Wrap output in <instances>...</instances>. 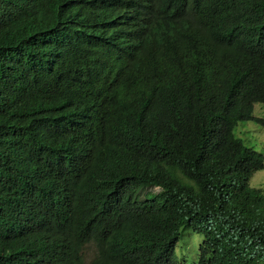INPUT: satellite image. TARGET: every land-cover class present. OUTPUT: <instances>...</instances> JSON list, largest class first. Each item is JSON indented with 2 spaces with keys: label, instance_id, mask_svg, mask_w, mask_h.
<instances>
[{
  "label": "trees",
  "instance_id": "16d2710c",
  "mask_svg": "<svg viewBox=\"0 0 264 264\" xmlns=\"http://www.w3.org/2000/svg\"><path fill=\"white\" fill-rule=\"evenodd\" d=\"M256 102L264 0H0V264H264Z\"/></svg>",
  "mask_w": 264,
  "mask_h": 264
},
{
  "label": "rangeland",
  "instance_id": "374dc122",
  "mask_svg": "<svg viewBox=\"0 0 264 264\" xmlns=\"http://www.w3.org/2000/svg\"><path fill=\"white\" fill-rule=\"evenodd\" d=\"M253 116L264 118V103H254ZM233 133L244 145L251 147L263 156V167L253 173L250 185L264 191V127L253 119L241 120L234 127ZM158 190H160L158 187L141 188L138 194L143 198L147 192L155 193ZM201 242L202 236L200 234L193 232L187 226L181 227L179 240L174 250L175 260L184 264H196ZM84 252L90 257L94 252V246L92 244L87 245Z\"/></svg>",
  "mask_w": 264,
  "mask_h": 264
},
{
  "label": "clouds",
  "instance_id": "9594fccd",
  "mask_svg": "<svg viewBox=\"0 0 264 264\" xmlns=\"http://www.w3.org/2000/svg\"><path fill=\"white\" fill-rule=\"evenodd\" d=\"M257 103V102H256ZM260 103V102H259ZM253 107H254V104H253ZM252 115H253V111H252ZM254 119H257V118H262V117H255V116H252ZM253 119V120H254ZM249 120V119H248ZM238 123V122H237ZM257 123H259V122H257ZM260 124V123H259ZM261 125V124H260ZM236 126V125H235ZM262 127H263V125H261ZM234 129V128H233ZM232 132H233V130H232ZM233 135H234V133H233ZM235 136V135H234ZM246 146V145H245ZM183 227V226H182ZM181 228V227H180ZM179 228V229H180ZM178 238H179V235H178ZM89 244H92L93 246H94V244L92 243V242H90V243H88L87 245H89ZM86 245V246H87ZM86 246L84 247V249H83V255H84V258L86 259V260H89V259H91L92 258V256L94 255V253H95V251H96V248H95V246H94V252H93V254L90 256V257H88L86 254H85V252H84V250H85V248H86ZM184 264V263H183Z\"/></svg>",
  "mask_w": 264,
  "mask_h": 264
}]
</instances>
